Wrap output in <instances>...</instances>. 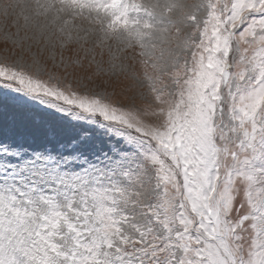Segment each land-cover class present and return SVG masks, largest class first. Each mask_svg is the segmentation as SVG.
Wrapping results in <instances>:
<instances>
[{"label":"snow or ice","instance_id":"snow-or-ice-1","mask_svg":"<svg viewBox=\"0 0 264 264\" xmlns=\"http://www.w3.org/2000/svg\"><path fill=\"white\" fill-rule=\"evenodd\" d=\"M0 34V264H264V0H0ZM41 42L135 49L150 103L43 79Z\"/></svg>","mask_w":264,"mask_h":264},{"label":"rangeland","instance_id":"rangeland-1","mask_svg":"<svg viewBox=\"0 0 264 264\" xmlns=\"http://www.w3.org/2000/svg\"><path fill=\"white\" fill-rule=\"evenodd\" d=\"M191 2V0H189ZM43 45V42H41ZM5 47L11 48V44L6 45L2 34H0V54L3 53ZM85 47H91L86 45ZM18 51V50H17ZM33 51L37 53L40 62L45 66L46 71L42 78L47 79L49 72H54L60 77H66L74 86L79 87L80 83L87 85L89 91L106 92L109 98L119 105L132 107L133 105L143 108L150 103V100L142 99L141 89L137 82L132 79V72L137 75H143V70L136 64L131 57L136 51L123 53V56L128 57L122 62L131 66V71H123L119 67L116 69L110 68L107 63V57H104V62L98 68L97 62L101 60L99 49L96 50L95 61L92 59L91 53H86L80 45L68 43L64 48L59 45L52 49L47 45L34 46ZM137 59H139L137 57ZM55 119L56 117H51ZM115 142H118L120 160L119 167L115 170L109 168L107 171L112 173V178L122 187L129 186V177L138 171V166L143 161L144 147L142 144L127 137H115Z\"/></svg>","mask_w":264,"mask_h":264}]
</instances>
